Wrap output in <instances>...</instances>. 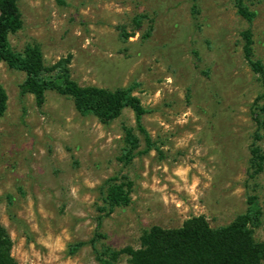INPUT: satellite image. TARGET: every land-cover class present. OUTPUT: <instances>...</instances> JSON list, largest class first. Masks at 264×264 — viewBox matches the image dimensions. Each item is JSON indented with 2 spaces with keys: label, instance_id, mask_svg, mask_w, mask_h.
<instances>
[{
  "label": "rangeland",
  "instance_id": "rangeland-1",
  "mask_svg": "<svg viewBox=\"0 0 264 264\" xmlns=\"http://www.w3.org/2000/svg\"><path fill=\"white\" fill-rule=\"evenodd\" d=\"M244 1L251 23L233 0H17L22 27L9 36L12 47L36 43L46 65L66 64L80 85H133L160 150L122 166V126L135 125L129 108L103 124L54 90L37 107L20 93L24 73L0 62V224L19 264H98L89 244L69 248L93 235L104 181L117 173L133 181L131 200L103 216L98 248L138 247L150 226L178 227L191 216L227 224L252 193L262 208L254 236L264 242V168L247 172L251 105L262 85L240 37L251 29L264 64V0ZM258 144L264 151V134Z\"/></svg>",
  "mask_w": 264,
  "mask_h": 264
},
{
  "label": "trees",
  "instance_id": "trees-1",
  "mask_svg": "<svg viewBox=\"0 0 264 264\" xmlns=\"http://www.w3.org/2000/svg\"><path fill=\"white\" fill-rule=\"evenodd\" d=\"M63 3V0H55ZM236 13L251 23L255 13L244 0H233ZM140 24L141 17L135 19ZM22 27L21 12L17 0H0V62L9 68L22 71L21 95H33L35 105L41 107L45 93L54 90L72 99L74 108L80 115H93L101 123L107 124L117 118L124 108L134 114V127L123 125V146L117 161L126 166L138 154L154 149L160 151L142 123V117L149 112L139 98L134 95L133 85L106 88L96 85H80L69 72L66 64L57 62L46 65L42 51L36 43H26L22 50L12 47L9 36ZM121 35L127 33L121 29ZM242 55L251 70L257 74L262 93L255 97L251 114L255 122L249 145L248 177L253 178L264 168V151L259 141L264 134V64L254 57L253 38L248 27L240 32ZM7 108V94L0 85V118ZM142 136L144 147L141 149ZM133 181L124 173H117L104 181L101 213L93 235L87 241H79L70 246V253L89 244L98 264H118L124 255L128 264H262L264 242L256 240L254 229L261 224L262 208L256 194H248L246 208L230 222L212 227L203 216H191L178 227L152 225L139 237L138 247L124 246L112 248L97 242L104 237L100 232L103 216L116 207L125 206L131 200ZM12 240L6 228L0 224V264H19L11 254Z\"/></svg>",
  "mask_w": 264,
  "mask_h": 264
}]
</instances>
